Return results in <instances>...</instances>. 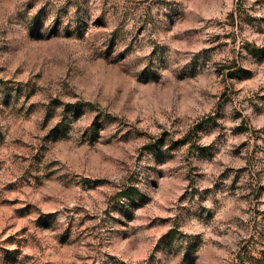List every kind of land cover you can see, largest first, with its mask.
Here are the masks:
<instances>
[{
  "label": "rangeland",
  "instance_id": "1",
  "mask_svg": "<svg viewBox=\"0 0 264 264\" xmlns=\"http://www.w3.org/2000/svg\"><path fill=\"white\" fill-rule=\"evenodd\" d=\"M0 264H264V0H0Z\"/></svg>",
  "mask_w": 264,
  "mask_h": 264
}]
</instances>
